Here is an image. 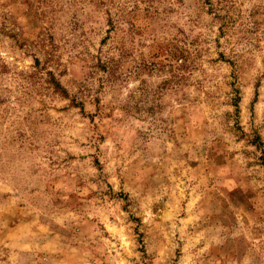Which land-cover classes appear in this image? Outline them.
Instances as JSON below:
<instances>
[{"label": "rangeland", "instance_id": "obj_1", "mask_svg": "<svg viewBox=\"0 0 264 264\" xmlns=\"http://www.w3.org/2000/svg\"><path fill=\"white\" fill-rule=\"evenodd\" d=\"M0 264H264V0H0Z\"/></svg>", "mask_w": 264, "mask_h": 264}]
</instances>
